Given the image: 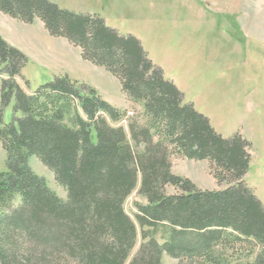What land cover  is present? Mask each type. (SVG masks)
<instances>
[{"label": "trees", "instance_id": "obj_1", "mask_svg": "<svg viewBox=\"0 0 264 264\" xmlns=\"http://www.w3.org/2000/svg\"><path fill=\"white\" fill-rule=\"evenodd\" d=\"M0 11L26 23L38 18L50 35L79 46L82 58L119 79L129 100L143 103L147 118L130 127L128 140L101 116L116 120L118 110L67 76L25 93L15 78L26 58L0 37V75L7 76L1 109L14 100L19 113L3 124L0 111L7 163L0 172V264H124L136 227L123 204L138 175L147 203L136 205L143 241L129 264H161L162 253L178 264H264V206L243 178L247 141L216 133L205 115L183 102L140 41L99 15L76 14L49 0H0ZM171 150L213 161L215 177L229 186L202 191L171 174ZM31 156L53 172L66 200L31 170ZM166 185L178 192L166 193ZM242 244L247 253L258 249L252 261L236 256Z\"/></svg>", "mask_w": 264, "mask_h": 264}, {"label": "rangeland", "instance_id": "obj_2", "mask_svg": "<svg viewBox=\"0 0 264 264\" xmlns=\"http://www.w3.org/2000/svg\"><path fill=\"white\" fill-rule=\"evenodd\" d=\"M76 14H97L105 25L119 34L135 36L162 75L182 92L183 102L191 103L205 115L214 131L223 138L239 135L246 147L248 164L245 183L264 206V0H49ZM0 37L24 55L21 75L13 77L27 94L54 77L67 76L77 85L93 89L121 114L113 120L101 114L112 127H121L127 139L131 128L147 122L142 102L129 100L120 81L105 67L82 58L81 48L67 38L52 36L43 22L34 18L23 22L0 11ZM7 76L0 75L1 79ZM14 100L0 111L7 124L13 115ZM80 116L83 115L78 109ZM85 118V117H84ZM156 140V139H155ZM170 173L190 181L199 190H223L226 180L215 177L213 161L193 159L170 151ZM31 170L43 177L62 200L67 192L53 172L35 156L28 159ZM7 170L6 153L0 142V172ZM135 189L123 204L136 227V239L124 264H129L142 243L141 227L135 219L136 205L146 204ZM166 193H176L166 185ZM146 230V228H144ZM237 257L252 261L244 244L236 245ZM181 264L189 261L182 260ZM162 253L161 264H178Z\"/></svg>", "mask_w": 264, "mask_h": 264}]
</instances>
